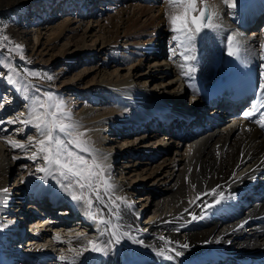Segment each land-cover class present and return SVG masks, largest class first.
I'll use <instances>...</instances> for the list:
<instances>
[{
  "label": "bare ground",
  "instance_id": "6f19581e",
  "mask_svg": "<svg viewBox=\"0 0 264 264\" xmlns=\"http://www.w3.org/2000/svg\"><path fill=\"white\" fill-rule=\"evenodd\" d=\"M205 1L212 2L210 11L216 27L204 28L199 34L195 30L188 34L173 33L169 39L155 36L153 49L148 44L150 41L145 39L149 34L145 33V23L140 25V18L132 20L134 23L130 29L135 28V34L125 31L124 38L120 37L121 29L112 20L125 23L130 5L124 0H113V8L106 7L105 13L110 9L116 10L113 19H105L104 13L99 16L94 11L85 10L80 17L58 27L59 33L56 28H46L49 46L66 35L77 39L82 32L79 40L66 45V57L62 54L61 62L74 65L80 59L88 56L95 59L111 51V57L101 60L104 62L103 79L94 80L93 84L85 87L86 96L78 98L76 113L71 118L74 117L85 131L83 138L86 144L109 174L112 167L114 171L117 169L120 156H127L126 165L119 168L122 179H112L110 184L115 196H125L131 207L121 205L118 209L120 219L113 220V223H119L122 229L142 243L124 238L119 245H113L107 255L92 251L77 255L69 251L70 247L80 250L88 240L103 243L110 239V235L103 231V225L97 231L94 230L96 227H90L86 218L89 217V209L71 198L58 174H40L43 179L40 177L38 182V175H31L32 171L21 176L27 168L21 163L31 153L37 154L36 160L43 161V153H37L36 146L40 133L36 137L30 136L36 127L33 123H21L28 118L35 102L29 80L25 79V84L15 86L10 96L14 101L19 98L16 105L23 108L12 112L4 121L0 120V224L14 221V226H18V221L26 217L23 212L26 203L30 204V210H37L39 205L46 207L51 201H58L57 210L64 212V216L70 215V205L78 203L81 212L74 214L79 216L75 222L83 224L78 228L85 236L75 239L71 245L67 244L68 239L57 241L52 232H56L58 227L52 224L59 221L50 217L56 209L42 211L41 207L37 214L32 213L34 220L28 219L30 225H40L39 232L28 239V242L37 244L33 249L35 254L27 256V253L8 252V249H2L0 239V264H68L60 260L61 255L74 258L75 264H236L248 260V255L264 251V128L254 122L264 114V96L258 91L246 105L245 111L255 109L251 118L244 117L245 111L240 108L221 118L215 116L218 113L216 109H210L205 117V104L211 90L223 87L230 80H242L253 72L264 84V32L253 31L264 16V0H235L236 7L230 6L232 0L228 3L225 0ZM177 10L183 13L182 7ZM143 12V9L134 11L140 16ZM104 22H109V25ZM84 25L85 30H82ZM94 30L96 32L92 34ZM248 30L252 31L246 33ZM187 35H192L191 51L187 54L195 57L190 64L196 69L192 73L194 80L190 81L181 75L183 59L180 54L183 48L173 39L174 36L179 37L187 46ZM35 37L37 45L41 44L42 34L36 33ZM89 39L93 42L90 43ZM229 40L234 42L232 56L227 54ZM165 44L166 52L163 49ZM137 47L140 50L136 59L131 53L127 56L129 49ZM149 52L154 60L148 70L139 74L144 57L150 56ZM122 66H127L125 76L120 75ZM111 67L118 69L108 74L106 70ZM101 99H106L107 105H90L92 101L103 103ZM39 111L42 113L41 109ZM3 112L5 108L0 109V114ZM16 122L20 123L18 127L22 130L17 135L11 133V126ZM172 136L174 141L170 138ZM9 140L24 147H12ZM172 152L175 157L169 159ZM138 156L145 157L148 165H155L150 177L158 178L151 184L154 190L150 195L139 200L143 206L148 205L145 212L137 210L136 201L132 200V195H138L136 190L139 188L142 192L144 186L138 180L127 184L123 178L136 171L138 163L133 160ZM161 159L162 162L156 165ZM12 178H15L16 195L8 189ZM212 189L217 193L222 190L225 199L200 218L205 202L216 199L211 194ZM100 190L103 193L104 189ZM104 200H108V196H104ZM16 205L19 207L10 208ZM95 205L105 217L110 212L115 215L112 207L104 208L97 202ZM91 211L99 220L101 213L97 214L94 209ZM194 216L197 218L193 219ZM142 217H146L143 218L145 225L140 224ZM45 240H52L47 249L40 245ZM185 243L188 248L178 247ZM55 248L57 252L53 255ZM172 249L181 251L183 255L175 256ZM168 256L172 259L166 258Z\"/></svg>",
  "mask_w": 264,
  "mask_h": 264
},
{
  "label": "rangeland",
  "instance_id": "374dc122",
  "mask_svg": "<svg viewBox=\"0 0 264 264\" xmlns=\"http://www.w3.org/2000/svg\"><path fill=\"white\" fill-rule=\"evenodd\" d=\"M112 1L113 0H110V2L109 0L107 1L106 0H101V1L100 0H56L55 2H51L48 0H20L19 2L15 0H0V35H7L10 38L9 41L0 40V106H1L0 109L5 108V112L0 114L1 121L5 117L7 118L8 115H11L12 112L21 110V108H23L22 105H16L17 102L20 101L19 98H17V100L14 101L15 99L10 98V96L15 86L20 85L19 87H21L23 86V84H25L23 83V80L25 79L29 80L30 90H31L30 93L35 98L39 96L42 99L46 100L47 97H45L44 94H51L53 103L63 101V111L67 112L68 115L70 114L71 115L70 117H72V115L74 116V113H76L75 103L78 101L79 97L84 98V96H86L85 94L86 91H83L85 87H87V85L89 84H93V82H95L96 80L103 79L104 72H102V70H103L104 62L101 61L102 58L103 59L107 57L109 58V56L111 57L112 54L111 51L110 52L106 51L103 54L96 56L95 59H92L93 56L91 57L88 56L89 58L88 57L84 58L85 60L80 59L81 61L76 62L74 65H71L69 62L66 61L61 62L60 57L62 56V54H64V56L66 57L65 54L66 52H64L65 51L64 48L66 47V45L69 42L73 43L76 40H79L78 39L79 35L82 34V32L78 35L77 39H70L69 38L70 35H66L63 38L59 39L57 43L54 44L53 46L52 45L49 46L47 43V36L45 35L47 32L46 28L47 27L52 29L56 28V31L59 33L58 27H62L64 23H66L68 20H72V19L74 20L75 18L80 17V14L85 10L94 11L96 15L99 16L103 15L104 13L103 17L105 19H109L110 17H112L113 19V17L116 16L115 9H110L108 12L105 13L107 6L113 8L112 7L113 5L111 3ZM124 1L126 2V4L129 3L128 5H130V7L127 8L129 12L126 17L125 23H120L118 21L116 22L115 19L112 20L113 22L110 21L112 23H116L118 27L121 29L120 32L121 38H124V35L126 34L125 31H128V33L131 32L133 34L136 33L135 28L134 29H130V28H132L131 25H133L134 23V21L132 20H135L137 18H140L138 19V21H140V25H144V23L146 25L145 33L149 35L145 39L147 41H150L148 44H150L149 46L151 49H153L155 46L154 45L155 36H162V37H166V39L167 38L169 39L171 35H173V32L171 30L172 25L170 24V17L172 15H181V13L177 12L178 7L174 8L170 6L169 0H131V1L124 0ZM205 3L207 4L210 10L212 2H207L205 0H203V3L201 2V0H196L197 9L202 8ZM141 9L144 10L143 12L144 14L142 16H140L139 13H134V11L137 12ZM174 9H176L177 11ZM133 15L136 16L134 17ZM191 15L198 16L199 11L191 13ZM159 17L160 20L158 19ZM45 19L46 21L44 22ZM261 20L262 21L258 24V26L255 29H253V31L256 33L264 32V16L262 17ZM93 21H95V18H93ZM40 22L41 25L39 26ZM108 23L109 22H104L106 26L109 25ZM85 25L82 28V30H85L84 29ZM193 30L194 28H192L191 31ZM251 31L248 30L246 31V33H249ZM57 32L55 33V36L58 34ZM95 32H96L95 30L92 31V34H94ZM36 33L42 34V37L44 38L41 40V44L39 45H37V41L35 37ZM88 41H90V43L93 42L90 39ZM16 45H20L19 51L15 50ZM138 45L140 47L141 44ZM71 47L75 48V46L72 45ZM139 47H137L136 49L135 48L129 49L127 52V56L130 55L131 53L133 59H136V57H138L137 51L140 50ZM166 47L167 46L165 44L163 48L165 52L167 51ZM21 54L24 56L23 60H21L20 58ZM148 54H150V56L147 55L146 57H144L145 59L142 65L143 67L138 71L139 74L144 73L146 70H148L151 61L154 60L153 58H151V52H149ZM138 62L139 61H137L136 64ZM127 66H122V68L120 69L122 70L120 71V75L125 76L127 74V71H125V69H127ZM116 69H118V67H111L108 68L106 71L108 74H110L114 72ZM28 71H32L34 73H37L38 75L28 76L27 75ZM49 76H51L52 78L48 79ZM9 77H11V80L9 79ZM188 99H190V101L192 100V98L190 97H188ZM101 100L103 101V103L102 102L100 103L99 101H92V104L90 103V105L93 107H97V106L102 107L107 105L108 101L106 99H101ZM71 103L74 104L71 105ZM190 108H188V110H190ZM78 109H81V107H79ZM41 110L43 113L44 109L41 108ZM209 112L210 109H207V111L205 112L206 118L209 115L208 114ZM44 118L47 119V117ZM65 122L66 123L71 122L76 125L74 135H79V133H84L85 135V131H83L82 128L78 125V121L74 117L71 118L70 121H65ZM19 124H20L19 122H16L14 126H11L12 134L17 135L19 132L22 131L20 127H18ZM3 125L4 124L2 123V126ZM37 134H39V130L36 128L29 133L30 136H34V137H36ZM60 136L66 143L67 137H65L64 134H60ZM83 136H80L79 139L85 142ZM170 138L173 141L175 139V137L173 136ZM68 147L72 148L73 151L79 152V150L74 148V146L72 145H68ZM86 147H88L87 144ZM174 152L168 155L169 159H173L175 157ZM34 154L35 153L33 154L31 153L30 157L24 159L23 163H21L22 166L27 167L25 168L21 176H26L27 174H29V172L32 171L31 175H35V174L38 175L36 178L38 182V180L41 177L40 174L43 173L37 172V168L43 167L44 162L41 160H36L32 156ZM79 154L87 156V153H79ZM126 158L127 156H124V158L123 155L122 157L120 156L117 162L118 163V166L116 167L117 169L114 171V168L112 167V172L110 170V174H109V170H107L104 167L105 178L109 181V183H112L111 182L112 179L115 181L116 179L117 180L122 179L120 174L121 169L119 170V168L121 167V165H126L127 163ZM88 159H89V163H91V157H88ZM133 162L138 163L136 171L133 172L132 175H127V174L126 176L124 175L123 178L124 181H127L126 182L127 184H133L136 180H138L137 182L139 184L141 183L142 186H144V189L142 188V192H139V188L137 190L135 189L138 195L136 194L132 195V200L133 202L136 201L135 207L137 210L145 212V209L147 208L148 205L146 204L145 206H143V202H139V200L141 197H144L142 199H145L154 190V187L152 188L151 184L155 180L157 181L158 178L154 179L153 176L152 177L150 176L152 174L155 165L152 166L148 165L147 160H145V157L142 158L141 156L140 157L138 156L136 159L133 160ZM161 162L162 159L159 160V162H157L156 165H159V163ZM140 178H149V179L142 181V179L139 180ZM14 179L15 178H12L9 181L8 189L11 190L13 195H16L17 191H15L16 185L14 186ZM101 189H103V185H101ZM74 190L77 195L80 194V190L78 188H75ZM110 195L112 198H114L116 192L112 190ZM95 202H96L95 198L93 197L92 209H94L97 214H100L101 210L97 205H95ZM119 203L120 202H117V204ZM17 207L19 206L16 205L10 208L13 210ZM24 207L26 208V210L24 209L23 212H25L26 214H30L31 211L30 204L26 203L24 204ZM143 218L146 217L141 218L140 220L141 225L146 224V220ZM52 254L54 255L55 251H53ZM66 254L67 253H65V255Z\"/></svg>",
  "mask_w": 264,
  "mask_h": 264
},
{
  "label": "snow or ice",
  "instance_id": "6c2138e0",
  "mask_svg": "<svg viewBox=\"0 0 264 264\" xmlns=\"http://www.w3.org/2000/svg\"><path fill=\"white\" fill-rule=\"evenodd\" d=\"M203 3V0H201ZM228 3V0H225ZM170 6L172 7H182L183 13L181 15H172L170 17V24L172 25L173 33H185L188 34L194 28L195 33L199 34L204 28H214L216 25L212 23L213 13L208 9L207 4L200 9H197L196 0H169ZM231 7H236L235 0H232L230 3ZM199 11V16H193L191 13ZM174 40H177L183 51L181 56L183 63L181 64L182 73L181 75L186 77V81L194 80L192 73L195 72V66L190 64L191 61L195 59L194 56L187 54L191 51V40L192 35H187L188 45L185 46L184 42L179 40V37L174 36ZM0 40L9 41L10 38L7 35H0ZM229 48L227 54L232 56L233 51V40L228 41ZM15 50H20V45H16ZM12 51V50H9ZM21 60L24 59V56L21 54ZM28 76H36L37 73L28 71ZM52 77L49 76L48 79ZM11 80V77H9ZM14 82V81H13ZM39 91V90H38ZM259 91L262 96H264V84L259 86ZM47 99H42L41 97H36L35 102L32 104L28 118L21 121L23 124L33 123L40 133V139L36 142L37 153H43V167H38L37 172L45 173L46 175L58 174L61 177V183L65 190L69 191L71 198L74 201L80 202L83 205H86L89 209L88 215L97 220V215L91 210L93 208V197L97 203H102L104 208L112 207L115 211L109 213L108 217L103 215L101 210L100 218L97 221L100 225H103V231L107 232L110 235V239L101 243L96 240H88L87 244L83 246L80 250L69 248V251L76 252L77 255L81 254L84 251H92L100 253L103 255L109 254L113 245H119L121 240L124 238L133 239L135 243L141 244L142 241L136 240L131 236V233L121 228L119 223L114 224L113 220L118 221L120 219L119 207L121 205H127L131 207V204L128 202L125 196H115L111 197L110 193L112 191V185L105 178L104 166L98 162L97 155L93 154L92 150L86 147V142H83L79 139L80 136H83L84 133L75 134L76 125L70 121L71 117L67 112L63 111V101L53 103L51 94H44ZM43 108L44 112L41 113L39 109ZM255 109L251 111H245L243 116L246 118H251L254 115ZM23 115V113L21 114ZM44 117H47L45 119ZM34 118V119H33ZM259 124L261 128H264V114H262L257 120L254 121ZM60 134H64L67 137V141L61 138ZM8 143L15 148H23L24 145L14 141L9 140ZM68 145L74 146L78 149L79 152L73 151L72 148H69ZM79 153H87V156L80 155ZM37 154H34L36 158ZM88 157H91V163H89ZM43 179V177H41ZM101 185H103V193H101ZM75 188L80 190V194L77 195ZM6 191V190H5ZM208 193H205L207 195ZM211 194L216 196V199L213 201L205 202L204 211L201 214L200 218H203V215L209 214L208 210L213 209L216 205H219L223 199H225L224 193L221 190L217 193L216 189L211 190ZM104 196H108V200H104ZM199 199V197H198ZM117 202H120L117 204ZM197 217H193L196 219ZM242 226V225H241ZM3 230V226H0V231ZM80 233H77V237H80ZM57 241H60V236L57 234L55 237ZM219 243V239L216 241ZM69 244L71 242L69 241ZM178 247L188 248L187 243L179 245ZM175 252V256H181L183 253L172 249ZM172 259L171 256L166 257ZM61 261H67L68 264H75V259H69L64 255L60 256Z\"/></svg>",
  "mask_w": 264,
  "mask_h": 264
},
{
  "label": "water",
  "instance_id": "95a60500",
  "mask_svg": "<svg viewBox=\"0 0 264 264\" xmlns=\"http://www.w3.org/2000/svg\"><path fill=\"white\" fill-rule=\"evenodd\" d=\"M207 7H208V6H207ZM208 9H209V8H208ZM198 16H199V15H198ZM198 16H197V17H198Z\"/></svg>",
  "mask_w": 264,
  "mask_h": 264
}]
</instances>
